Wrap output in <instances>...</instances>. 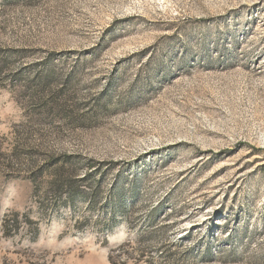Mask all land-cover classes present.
I'll use <instances>...</instances> for the list:
<instances>
[{"label":"rangeland","instance_id":"374dc122","mask_svg":"<svg viewBox=\"0 0 264 264\" xmlns=\"http://www.w3.org/2000/svg\"><path fill=\"white\" fill-rule=\"evenodd\" d=\"M0 63V264H264V0H0Z\"/></svg>","mask_w":264,"mask_h":264},{"label":"trees","instance_id":"16d2710c","mask_svg":"<svg viewBox=\"0 0 264 264\" xmlns=\"http://www.w3.org/2000/svg\"><path fill=\"white\" fill-rule=\"evenodd\" d=\"M3 66H4V65H2V64L0 63V71L3 70ZM44 83H45V81H44ZM14 222H16V220H15Z\"/></svg>","mask_w":264,"mask_h":264}]
</instances>
